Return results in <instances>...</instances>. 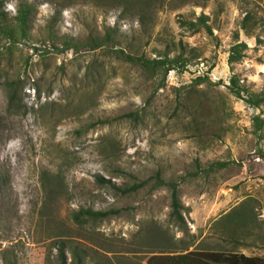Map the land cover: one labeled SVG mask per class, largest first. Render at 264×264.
Instances as JSON below:
<instances>
[{"label":"rangeland","instance_id":"374dc122","mask_svg":"<svg viewBox=\"0 0 264 264\" xmlns=\"http://www.w3.org/2000/svg\"><path fill=\"white\" fill-rule=\"evenodd\" d=\"M20 1L36 6L30 27L0 41V264H59L62 240L90 249L84 264H120L119 251H139L146 264L159 235L169 249L264 257V161L255 156L264 139L252 124L264 119V103L228 88L234 75L241 95L264 90V0H5L13 22ZM106 32L110 42L86 44ZM237 38L247 48L229 63ZM115 48L181 53L187 63L155 90ZM197 76L208 79L196 84ZM213 161L228 164L207 170ZM157 170L182 178V227L169 217L166 186L120 195L97 180L132 183ZM80 207L120 212L77 225L70 215ZM235 209L246 224L231 238L223 216Z\"/></svg>","mask_w":264,"mask_h":264},{"label":"trees","instance_id":"16d2710c","mask_svg":"<svg viewBox=\"0 0 264 264\" xmlns=\"http://www.w3.org/2000/svg\"><path fill=\"white\" fill-rule=\"evenodd\" d=\"M185 1H196V0H185ZM5 0H0V41L2 39H7L9 41H15L18 38L17 33L21 36H25L27 30L31 24V18L35 14L36 6L34 4L27 3L25 1H20L18 6L17 14L14 16V22L10 20L6 10L4 9ZM201 19L202 26L211 34L210 27L206 24L204 19ZM182 26H187L192 30H197L198 26L193 21H186L184 19L179 20ZM243 28H247L245 21H243ZM112 40L111 34L106 32L104 37L90 36L86 44L90 48H97L104 45L106 42ZM68 43H63V46H67ZM247 45L244 41L237 38L236 42L230 46L228 53V62H237L244 56V50ZM112 53L119 59L131 62L139 66L147 75L156 80V89L161 88L164 85L167 74L170 70L184 67L187 63V58L183 54L178 53L172 57H169L167 53L162 54L159 57H145L140 54H130L125 53L120 48L112 49ZM206 76H197L194 79L196 84H200L207 80ZM229 90L237 97L243 99L246 103L253 107H258L260 104L264 103V90L258 93H246L245 96L241 95V89L237 87L236 77L232 75L230 77V84L228 85ZM243 90V89H242ZM152 96V94H151ZM122 117H133V119L138 118L137 114L125 113ZM252 124L254 127V132L259 139H264V119L259 115H254L252 117ZM255 156L260 160L264 161V151L258 149ZM228 163L226 161H213L211 162L207 170H213L216 168L225 167ZM119 173L126 174L124 171L119 170ZM100 183H107L115 192L120 195H128L133 192H137L142 188H148L152 191L160 186H166L169 190L170 196V219L178 226L182 227L186 224L183 211L187 207L180 201L178 195L179 184L181 179H164L161 172L157 170L152 176L141 179L139 181H134L132 183H112L109 179H103L101 177L97 178ZM120 212L118 208H109L105 210L92 209L90 207H80L77 211L71 213V219L77 225H83L88 222H95L103 220L110 215H116ZM245 213L240 210L235 209L223 216V220L229 221L234 224L233 227H226L225 230L230 233V237L234 238L235 226L240 223L245 225ZM161 247L159 250H151L150 254L145 258L146 264H264V257L258 255H247L242 252H236L233 250H223V249H207V248H192L182 247L180 249H169L166 245L170 244V238L164 235H159ZM58 248V263L59 264H84L85 259L90 256V249L81 247L77 244H66L64 240L60 241ZM66 248H69L72 254V258L68 261L66 254ZM92 248V247H90ZM118 259L120 264H140L138 259L139 251L129 252L131 255L123 254L119 251Z\"/></svg>","mask_w":264,"mask_h":264}]
</instances>
